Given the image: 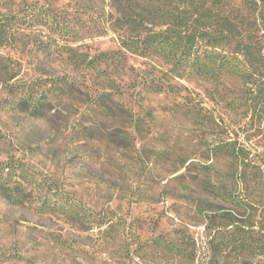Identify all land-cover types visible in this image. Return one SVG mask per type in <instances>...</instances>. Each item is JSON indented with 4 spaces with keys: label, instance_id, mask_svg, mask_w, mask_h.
I'll use <instances>...</instances> for the list:
<instances>
[{
    "label": "rangeland",
    "instance_id": "rangeland-1",
    "mask_svg": "<svg viewBox=\"0 0 264 264\" xmlns=\"http://www.w3.org/2000/svg\"><path fill=\"white\" fill-rule=\"evenodd\" d=\"M22 1L33 0L10 4ZM46 1L87 12L98 25L67 46L58 40L50 54L31 34L0 45L7 70L0 72V161L49 176L83 211L77 218L39 213L0 197V264H264L256 248L264 239V118L230 108L238 80L168 78L158 57L126 52L112 87L85 79L52 95L39 117L5 105L10 85L77 73L68 61L74 49L119 48L116 0ZM5 12L0 1V20ZM151 82L165 89H148ZM219 143L241 146L247 157ZM229 221L248 238L240 251L227 245ZM155 238L188 243L194 259L149 247Z\"/></svg>",
    "mask_w": 264,
    "mask_h": 264
},
{
    "label": "trees",
    "instance_id": "trees-1",
    "mask_svg": "<svg viewBox=\"0 0 264 264\" xmlns=\"http://www.w3.org/2000/svg\"><path fill=\"white\" fill-rule=\"evenodd\" d=\"M0 1L6 8L0 20V45L10 43L17 32L20 36L31 34L34 41L40 37L39 48L50 54V47L54 45V49L58 40L67 46L81 39L82 31L96 30L98 25L87 12H79L88 15L84 18L79 13L58 10L46 0L22 1L15 8L10 0ZM116 1L111 22L115 29L122 30L117 50L89 54L74 49L68 61L77 73L10 85L5 105L39 117L52 95L67 94L85 79L112 87L119 79L128 52L158 57L166 66L164 74L168 78L194 77L214 84L224 77L236 79L240 88L235 100L228 103L230 108L249 109L258 114L259 120L264 118V0H124L125 4ZM90 3L91 0H84V6ZM4 71L7 72L6 64L0 55V72ZM163 85L151 82L148 89L160 92L165 89ZM217 146L241 161L247 157L241 146ZM0 197L11 205L28 206L39 213L77 218L83 211L55 180L12 160L0 161ZM228 224L232 228L226 232L227 245L240 251L248 239L245 231L242 229L239 234L242 226L230 221ZM257 240L256 248L263 251L264 239ZM148 243L149 247H162L175 259H194L193 250L186 251L188 243L163 242L158 238Z\"/></svg>",
    "mask_w": 264,
    "mask_h": 264
}]
</instances>
